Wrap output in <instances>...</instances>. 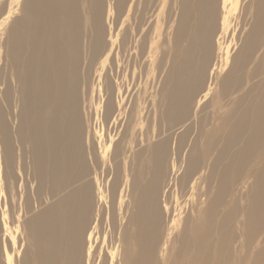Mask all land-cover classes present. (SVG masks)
<instances>
[{
    "label": "bare ground",
    "instance_id": "1",
    "mask_svg": "<svg viewBox=\"0 0 264 264\" xmlns=\"http://www.w3.org/2000/svg\"><path fill=\"white\" fill-rule=\"evenodd\" d=\"M0 192L2 264H264V0H11Z\"/></svg>",
    "mask_w": 264,
    "mask_h": 264
},
{
    "label": "rangeland",
    "instance_id": "2",
    "mask_svg": "<svg viewBox=\"0 0 264 264\" xmlns=\"http://www.w3.org/2000/svg\"><path fill=\"white\" fill-rule=\"evenodd\" d=\"M11 0H3L0 3V15L6 14L10 8ZM22 12L20 10L14 11L12 15V19L18 18L22 16ZM2 37L6 39V33L5 31H2ZM4 86L11 84V80L7 74H3V79H2ZM1 196V192H0ZM4 201H6V208L9 214V222L11 223L18 215L19 213H22L23 208H25L23 201H18L14 204L12 197L10 194L7 192H4ZM14 204V206H13ZM34 208V207H33ZM12 249H13V243L10 240H6L4 243L1 241L0 242V264H2L3 256L5 255V250L9 254H12Z\"/></svg>",
    "mask_w": 264,
    "mask_h": 264
}]
</instances>
